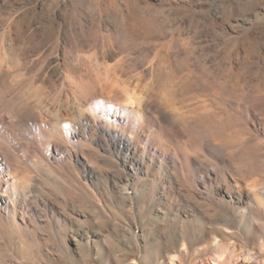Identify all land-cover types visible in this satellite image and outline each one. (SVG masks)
<instances>
[{
  "label": "rangeland",
  "instance_id": "374dc122",
  "mask_svg": "<svg viewBox=\"0 0 264 264\" xmlns=\"http://www.w3.org/2000/svg\"><path fill=\"white\" fill-rule=\"evenodd\" d=\"M216 258L264 264V0H0V264Z\"/></svg>",
  "mask_w": 264,
  "mask_h": 264
},
{
  "label": "bare ground",
  "instance_id": "6f19581e",
  "mask_svg": "<svg viewBox=\"0 0 264 264\" xmlns=\"http://www.w3.org/2000/svg\"><path fill=\"white\" fill-rule=\"evenodd\" d=\"M127 103H128V102H127ZM216 262H217V264H221V261L218 260V258H216Z\"/></svg>",
  "mask_w": 264,
  "mask_h": 264
}]
</instances>
